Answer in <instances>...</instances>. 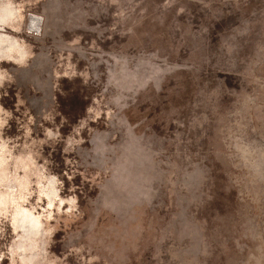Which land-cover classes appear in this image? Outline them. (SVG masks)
Returning <instances> with one entry per match:
<instances>
[{
	"label": "clouds",
	"instance_id": "obj_1",
	"mask_svg": "<svg viewBox=\"0 0 264 264\" xmlns=\"http://www.w3.org/2000/svg\"><path fill=\"white\" fill-rule=\"evenodd\" d=\"M197 2L212 8L213 0ZM175 3L163 0L161 6ZM113 7L112 16L122 24L140 9L139 0H54L51 11L65 21L66 30L92 31L98 24L92 27L88 20ZM30 15L49 19L44 9L30 12L25 0H0V97L15 82L4 63L27 66L35 52L27 37L42 34L43 25L35 33L34 26L25 29ZM250 17L233 27L232 39L243 38L245 45L252 41V52L243 59V67L235 58L227 63L239 88L224 85L218 91L220 79L214 87L205 81L192 101L190 118H182L181 108H171L172 119L165 120L163 135L128 116L143 92L150 88L159 95L164 90L159 76L149 77L135 90L129 88L131 96L103 90V110L90 113L91 105L88 126L79 123L67 137L51 110L40 114L37 131L38 118L31 111L21 122L0 103V264H66L69 257L76 264H264V8L253 9ZM98 33L103 37L104 32ZM133 34L132 26L119 33ZM67 44L65 55L71 62L61 68V77L81 76L87 84L95 78L93 69H87L86 79L81 75L85 69L78 71L73 62L83 45L77 36ZM226 50L230 56L237 52L235 46ZM151 56L167 60L158 49ZM95 57L96 64L114 66L108 83L126 80L135 67L130 52L100 55L97 50ZM21 106L16 105L17 111ZM113 114L121 116L125 138L111 147L98 137L91 143L88 151L111 155L92 166L102 174L95 186L100 191L82 206L76 190L66 191L64 178L53 170L45 146L63 142L64 152H76L85 143L80 142L85 129L91 139L92 122L108 121L103 123L106 127H95L103 132ZM13 119L19 124L15 136L7 134ZM172 124L174 131L169 130ZM217 185L230 197L223 214L210 211L215 209ZM60 231L70 236L63 240L67 248L62 255L52 250Z\"/></svg>",
	"mask_w": 264,
	"mask_h": 264
},
{
	"label": "rangeland",
	"instance_id": "obj_2",
	"mask_svg": "<svg viewBox=\"0 0 264 264\" xmlns=\"http://www.w3.org/2000/svg\"><path fill=\"white\" fill-rule=\"evenodd\" d=\"M25 2L30 12L34 8L44 9L49 19L41 21L39 16L30 15V24L24 25L25 29L34 25V33L41 31L43 25V31L40 36L33 34L32 37H27L35 51L27 66L4 63L3 66L14 74L15 82L7 88V94L0 97V103L12 110L21 122L31 111L38 118L37 131L40 114L45 110H51L57 114V124L62 123L60 130L65 137L70 135L79 123L80 127L88 126L91 118H86L88 108L92 105L89 108L91 113L104 105L105 89L108 95L122 93L131 96L129 88L133 90L139 88L149 77H163L164 90L156 95L149 88L141 94L128 112L130 119L152 126L157 133L163 135L165 120L172 119L169 112L171 108H181L182 118H190L192 101L203 88L205 81H211L210 86L214 87L217 79H220L218 91L224 85L239 88L238 78L229 73L227 63L235 58L237 66L243 67L242 61L252 52L253 42L249 41L245 45L243 38L232 39L235 36L233 27L239 25L242 19H251L250 13L253 9L264 8V0H213L211 9L203 7L197 0H176L169 8L161 6L163 0H139L140 9L145 10L143 15L140 14V9H137L131 18L122 24L112 16V12L115 11L113 7L109 12L101 13L98 18L88 20L92 27L98 24L91 31L90 28L66 30L65 21L52 14L51 5L54 0ZM70 2L74 3L75 0ZM129 26L134 27V34L131 37L120 36L119 33ZM98 32H104L103 37ZM75 36L83 46L79 52L74 53L73 62L77 64L78 71L85 69L81 75L86 79L87 69H93L96 74L87 84L81 76L61 77V68L71 62V58L65 55V50L68 49L67 42ZM231 46L237 49L233 56L226 50ZM157 49L161 57H167L166 62L151 56ZM97 50L100 55H105V51L110 50L130 52L135 67L129 72L127 79L120 83L116 81L108 83L114 66L103 61L96 64L95 60L99 59L95 57ZM177 65L179 71L176 70ZM169 69H172L171 73ZM225 100L227 101V97ZM16 105L18 107L22 105L19 111ZM107 112L111 114L112 109L108 108ZM120 120V115L113 114L108 129L103 132L97 131L95 127H106L104 124L108 121H93V127L88 128L90 133L93 132L91 139L87 138L88 131L85 129L83 136L80 137V142L85 140V143L82 145L83 148L77 149L76 152L72 153L71 149L64 152L63 142L54 147L45 146V155L53 170L64 178L66 191L71 187L76 190L82 206L100 191L95 186L101 182L102 174L92 166L105 156L111 155L107 151L94 154L88 151V148L97 137L103 139L106 147L122 143L125 138L124 125ZM10 125L7 134L12 136L19 134L17 120L10 121ZM175 129L176 125H169L170 131ZM40 134L43 135L42 132ZM214 194L217 200L213 202L212 207L215 209L210 211L217 213L220 211L223 214L226 211L224 201L230 197L220 192L218 185L214 186ZM85 211H89L87 206ZM67 230L66 228L65 231ZM64 235L65 233L60 231L55 236L56 243L52 250L58 255H62L67 248L63 240L70 239V236ZM4 264L8 262L5 261ZM66 264H76L75 258L69 257Z\"/></svg>",
	"mask_w": 264,
	"mask_h": 264
},
{
	"label": "bare ground",
	"instance_id": "obj_3",
	"mask_svg": "<svg viewBox=\"0 0 264 264\" xmlns=\"http://www.w3.org/2000/svg\"><path fill=\"white\" fill-rule=\"evenodd\" d=\"M38 19V18H37ZM35 21V20H34ZM34 26V25H33ZM39 28V27H38Z\"/></svg>",
	"mask_w": 264,
	"mask_h": 264
}]
</instances>
